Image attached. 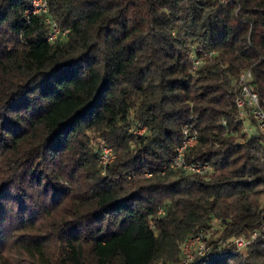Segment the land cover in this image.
<instances>
[{"label": "trees", "instance_id": "16d2710c", "mask_svg": "<svg viewBox=\"0 0 264 264\" xmlns=\"http://www.w3.org/2000/svg\"><path fill=\"white\" fill-rule=\"evenodd\" d=\"M29 2L0 0V264H178L207 232L188 264H264V137L236 105L245 69L264 101V0H50L55 41ZM185 128L210 179L168 168Z\"/></svg>", "mask_w": 264, "mask_h": 264}, {"label": "built area", "instance_id": "2783aa9c", "mask_svg": "<svg viewBox=\"0 0 264 264\" xmlns=\"http://www.w3.org/2000/svg\"><path fill=\"white\" fill-rule=\"evenodd\" d=\"M221 4L228 5L234 3L235 0H216ZM50 0H30L29 8L26 11L27 15H43L46 24L48 25V35L49 41H55L60 38H64L67 35L68 30L62 29L58 23L53 19L50 13ZM202 64L200 58L194 56L193 70ZM253 80V73L251 69H245L239 76L238 79V96L236 97V105L239 109L240 118L243 120L244 124L247 121H252L255 124L256 130L264 137V101L261 100L258 92L251 88L250 82ZM251 128V127H250ZM245 130L248 128L245 126ZM184 141L176 149V154L171 160L168 168L170 170L184 171L190 174H197L201 176H207L211 170L209 163L201 160H187V153L191 147L197 145V133H192L189 128L184 129ZM116 158L113 153L111 146L104 145L99 153L100 163L106 168L110 165ZM146 176L150 177L151 173H146ZM166 211L164 208L158 209V216L165 215ZM262 230L264 231V225ZM259 234V231H254L250 236H237L234 238V245L236 250L241 251L247 249L249 244L254 241ZM211 233L203 236L198 234L195 237L189 239L188 241H193L196 247L190 252V254H185L184 260L182 259L178 264H188L195 256H206L210 254V248L207 245L205 238L209 239ZM188 241L185 242L188 243ZM183 244V245H185ZM223 242L219 243L218 246H222ZM188 247V245H187ZM184 248V246H183ZM185 249V248H184ZM187 250V248H186ZM156 264H168L164 261H158ZM175 264V263H174Z\"/></svg>", "mask_w": 264, "mask_h": 264}, {"label": "rangeland", "instance_id": "374dc122", "mask_svg": "<svg viewBox=\"0 0 264 264\" xmlns=\"http://www.w3.org/2000/svg\"><path fill=\"white\" fill-rule=\"evenodd\" d=\"M59 25V24H58ZM245 126L248 128V133L250 134V135H252V134H254L255 133V131H256V127H255V124H253V123H251L250 121H247L246 123H245ZM251 127V128H250ZM245 129V128H244ZM133 132L134 133H137V134H144L145 132H146V129H144V128H140V129H136V130H133ZM104 145H107L106 143H104V144H102V147L104 146ZM108 146H110V145H108ZM101 147V148H102ZM192 148V147H191ZM112 149H113V153L116 155V153H115V150H114V148L112 147ZM116 159V158H115ZM115 161V160H114ZM113 161V162H114ZM98 162H99V164H100V166H102L103 167V169H102V173L103 174H105V172H106V169H105V167L100 163V160H99V157H98ZM209 165L211 166V164L209 163ZM212 173H213V167L211 166V170H210V172H209V174H207V176H204V177H206V178H208V179H210L211 178V176H212ZM146 176V175H145ZM146 177H148V176H146ZM262 200L264 201V195L262 196ZM60 211V210H59ZM210 232H213V233H217L218 232V229H217V222L216 221H214V222H212V227H211V229H210ZM200 234H202V233H200ZM208 234V232L207 233H203L202 235L203 236H205V235H207ZM252 234V233H251ZM250 234V235H251ZM249 235V236H250ZM211 237V236H210ZM185 244V243H184ZM187 245H188V247H187ZM183 246H184V248H183ZM196 247V245H194V243H193V241H188V243H186L185 245H181V250H182V253H183V255H184V257H183V260H184V258H185V254H190V252L194 249ZM186 248H187V250H186ZM237 251V253L239 254V255H241V256H243V257H246V256H248V248L247 249H244V250H241V251H238V250H236Z\"/></svg>", "mask_w": 264, "mask_h": 264}]
</instances>
